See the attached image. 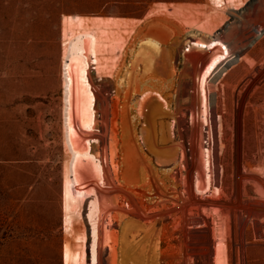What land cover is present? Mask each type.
<instances>
[{"label":"rangeland","instance_id":"obj_1","mask_svg":"<svg viewBox=\"0 0 264 264\" xmlns=\"http://www.w3.org/2000/svg\"><path fill=\"white\" fill-rule=\"evenodd\" d=\"M178 83L192 86L184 102L208 90L218 140L194 191L182 168L178 226L199 219L212 264L214 226L222 264H264V0H0V264H101L108 177L102 223L93 199L118 121L142 114L146 87L171 98ZM194 256L181 264H207Z\"/></svg>","mask_w":264,"mask_h":264},{"label":"bare ground","instance_id":"obj_2","mask_svg":"<svg viewBox=\"0 0 264 264\" xmlns=\"http://www.w3.org/2000/svg\"><path fill=\"white\" fill-rule=\"evenodd\" d=\"M179 88L180 90L177 87L179 93L176 91L171 98L164 96L160 90L143 91L140 95L143 98L140 99L149 103L142 110V114L136 115L135 119L131 120L133 122L118 121V131L113 134V159L110 163V171L108 164L106 168L103 165L102 189L94 197L98 211L95 213L94 223H102L105 218L104 212L107 210L106 192L103 188L108 177L110 182L107 189L111 194V202L108 206L111 205V209L107 211L108 221L105 223L107 227L100 226L105 232L106 241L95 248L96 253L100 254L101 264H178L179 262L181 264L184 258H193L195 254L204 256L206 263L212 264L211 249L208 254L201 255L200 238L202 234L207 236L208 232L200 229L199 219L191 215V226L188 223L190 227H181L182 224L178 226L180 220L177 221V218L181 215L177 217V203L179 204L177 181L181 182L182 168L186 172L184 175L187 176L185 181L188 184V191L193 189L194 173L199 174L201 178L211 175V170L216 167L218 143L216 126L211 112L205 113L209 99L205 93L207 89L205 87L201 89L200 99L195 97L198 90H192L190 100L186 99L188 102H184L183 96L189 93L187 90L192 86L189 88L188 84L182 83ZM153 99L158 101L154 103ZM165 99H167V107L164 104ZM175 99L182 100L178 108H174ZM152 102L156 105L154 110L157 107L160 109L161 106L168 109L159 111L157 108V111L151 114L149 108L152 107ZM144 114L147 115L143 116ZM177 147L180 150H177ZM117 152L120 154L118 155ZM178 159L180 163H177ZM133 178L137 179L135 183H132ZM201 178L198 179L200 184ZM128 184L129 194H127ZM207 189L206 185L202 184L201 190L205 192ZM118 190L123 195L122 199L119 198ZM215 190L214 194L219 195L217 193L220 192ZM190 196L189 198H193ZM216 220L214 216L213 222ZM219 229L213 227V233L218 240V242L213 240L215 264H222ZM178 233L184 236L177 244ZM109 255L112 256V263L108 259Z\"/></svg>","mask_w":264,"mask_h":264},{"label":"crops","instance_id":"obj_3","mask_svg":"<svg viewBox=\"0 0 264 264\" xmlns=\"http://www.w3.org/2000/svg\"><path fill=\"white\" fill-rule=\"evenodd\" d=\"M149 10H150V7H148L147 12H149ZM114 14H111L110 18L111 19L115 18L117 20L119 18L118 13H114ZM146 14L147 13L141 12L140 8L137 7V9H133L131 16L133 19L144 21V16H147Z\"/></svg>","mask_w":264,"mask_h":264},{"label":"trees","instance_id":"obj_4","mask_svg":"<svg viewBox=\"0 0 264 264\" xmlns=\"http://www.w3.org/2000/svg\"><path fill=\"white\" fill-rule=\"evenodd\" d=\"M132 40H133V37L130 39V41L133 43ZM140 42H144V43H146V42H145L144 40H142V39L140 40ZM116 55H117V54H116ZM121 57H122V54H119V55H118V58H117V60H116L115 62H116V63H120V62L122 63L123 60H121ZM125 67H126V66L117 67V68H113L112 70H114V71H116V70H124V69H125V70H126V69L129 70V68H125ZM94 200H95V198L93 199V203L95 204V201H94ZM18 215H19V214H18ZM24 234H25V232H23V231L20 230L19 236H20V237H21V236H24ZM30 235H31V233H30Z\"/></svg>","mask_w":264,"mask_h":264}]
</instances>
